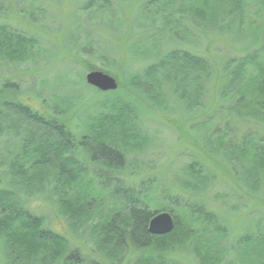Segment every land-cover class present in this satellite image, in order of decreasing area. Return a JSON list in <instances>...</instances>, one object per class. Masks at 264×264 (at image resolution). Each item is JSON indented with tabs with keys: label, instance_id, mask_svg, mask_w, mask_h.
Wrapping results in <instances>:
<instances>
[{
	"label": "trees",
	"instance_id": "trees-1",
	"mask_svg": "<svg viewBox=\"0 0 264 264\" xmlns=\"http://www.w3.org/2000/svg\"><path fill=\"white\" fill-rule=\"evenodd\" d=\"M177 1L153 0L150 4H141L135 11V16L141 20L136 29L155 30L154 24L145 25L151 18L150 10L145 9L148 4L155 9L162 8L165 15L162 18L167 21L173 15ZM252 1L264 8V0ZM185 2H188L186 10L191 12L192 20L198 21L199 29L205 35L213 32L206 31V27L222 31L219 24L231 22L233 25L239 20L240 27L249 18L243 0ZM83 9L86 13L93 12L103 23L107 22L108 13L114 10L108 0H87ZM259 40L264 49V32ZM34 45L32 39L18 34L12 36L0 27V61L22 62L32 53L30 49H34ZM103 49H108L107 45H103L101 53L109 54ZM160 50L156 62L144 73L124 77L129 89L125 92H100L87 85L82 76H77L78 81L70 79L68 72L59 77L63 79L61 91H66L68 97L63 105L57 95L51 96V108L58 119L44 117L28 105L0 96V240L5 264H84L78 250L68 251L66 239L45 228L44 217H36L25 209V198L32 196H41L45 202L55 203L68 227L83 236L88 232L91 242L98 243L104 256L112 259L121 258L131 250L140 252L137 264H167L160 255H167L173 246H185L191 249L198 264L227 261L226 252L229 251L223 246L227 240L226 230L203 208L170 197V201L177 204L176 208L155 201L153 204L160 205L161 211L153 210L152 201L146 194L135 196L118 179L104 178L113 169L124 168L131 147L143 143L136 120L138 112L151 108L168 115L175 114V110L194 116L203 108L204 97L209 96L204 82L211 78V70L206 60L189 52L173 49L165 53ZM251 58L233 61L230 67L226 61L221 67L225 73L221 77L219 94H224V99L214 106L213 112L221 114L222 121L235 123L227 122L220 129L205 132L201 140L205 149H211L215 154L224 151L231 155L220 154L225 165L231 162L238 167L247 164L248 176L264 183L263 140L244 135L240 142L233 143L228 137L230 125L242 119L263 120L264 123V65H256L258 62L254 60L257 58L247 62ZM252 65L256 69L254 73L247 69ZM41 86L48 84L43 82ZM19 89L18 84L9 80L0 84V94L18 93ZM92 96L94 99L89 103L87 99ZM81 99L89 104L77 119L78 126L73 131L61 118H68ZM94 100L99 104L95 107L96 112L89 114L88 108ZM159 102L164 105L163 109L157 105ZM216 132L218 135L213 137ZM211 141L215 145L212 146ZM91 168L99 182L89 176ZM239 172L240 179H243L245 170ZM191 186L186 184L184 191L200 193L202 187ZM257 192H264V187L260 185ZM108 193L117 194L116 203L109 199L112 197ZM159 212L171 214L175 227L171 233L158 237L148 232V225ZM193 225H199V231H194ZM256 231L243 233L245 235L235 248L242 260L264 264V228L258 226ZM190 232H195V236L190 237Z\"/></svg>",
	"mask_w": 264,
	"mask_h": 264
},
{
	"label": "rangeland",
	"instance_id": "rangeland-1",
	"mask_svg": "<svg viewBox=\"0 0 264 264\" xmlns=\"http://www.w3.org/2000/svg\"><path fill=\"white\" fill-rule=\"evenodd\" d=\"M108 1L114 10L108 13V20L105 19L107 22L103 23L93 12H85L83 8L87 0H0V27L12 36L18 34L32 39L35 44L34 49H30L32 53L22 62L12 64L0 61V84L9 80L20 86L18 93L3 92L0 96L28 105L44 117L58 119L51 108L53 103L50 99L55 94L59 97L57 100L62 99V104H66L68 94L61 91L63 87L60 83L63 79L58 78L67 75V72L70 73V79L75 81H78V75L84 78L89 71L103 72L117 81V92H125L129 89L124 83V77L127 74L144 73L143 71L156 62L160 49L165 53L173 49L182 53L189 52L206 60L211 70V78L204 82L209 96L202 98L203 108L200 112H196L194 116L175 110V114L168 115L151 108L138 112L135 118L143 143L131 147L126 155L127 164L124 168L113 169L104 178L118 179L135 196L146 194L152 201L153 210L161 211L160 205L153 204L155 201L176 208L177 204L172 203L170 197L203 208L226 230L227 240L223 246L229 252H226L228 257L223 264H251L249 260H242L235 247L242 235H245L243 233H254L258 226L264 228V192H257L260 185L264 187V183L248 176L247 164L242 163L241 167L233 162L225 165L220 157L224 151L215 154L211 149H205L201 139L205 132L220 129L227 122L235 123L231 120L224 122L221 114L213 112L214 106L224 99V94H219V88L221 77L225 73L221 67L225 62L230 67L233 61L253 56L247 62L257 58L258 60H254L258 62L256 65H264V49L259 40L264 32V8L252 0H243L245 14L249 17L242 21L244 27H239L241 22L237 20L233 25H230L231 22L227 25L219 24L222 31L206 27V31L213 32L205 35L199 29L198 21L194 22L191 12L186 10L187 0L176 2L173 15L167 21L163 19L165 15L162 8L149 6V2L153 0ZM145 3H149L145 9L151 12V18L145 25L154 24L155 30L152 31L136 29L141 20L135 16V11ZM249 21L254 23H247ZM157 29L160 31H156ZM103 45H107L108 49L103 50L109 54L101 53ZM253 65L247 69L254 73L256 69ZM43 82L48 86H41ZM93 99L94 96L87 101L90 103ZM94 101L88 108L89 114L96 112L95 107L99 103L98 100ZM88 104L81 99L77 109L68 118L61 119L76 131L77 119ZM157 105L164 107L161 102ZM65 113L68 111L65 110ZM262 121L242 119L237 124L230 125L228 137L233 143H238L244 135L254 138L256 136L263 140L264 145ZM197 123L198 126H193ZM215 135L218 133L212 136ZM211 142L212 146L215 145ZM194 166L195 171L192 169ZM240 170H245L243 179H240ZM89 176L97 182L100 181L96 179L98 176H95L93 168L90 169ZM1 181L0 174V183ZM186 184L202 187L200 193L184 191ZM107 195H111L109 197L112 198L109 199L113 203L117 202V194ZM23 203L30 214L44 217L46 229L66 239L68 251L78 250L84 264H137L139 261L140 252L129 249L121 258H116L117 260L104 256L98 243L91 242L88 232L83 236L68 227L55 203H47L41 196L25 198ZM193 226L194 231H199V225ZM81 232L84 233V230ZM194 236L195 232L190 237ZM168 252L167 255H160L167 264H198L190 248L173 246ZM5 261L0 240V264H5Z\"/></svg>",
	"mask_w": 264,
	"mask_h": 264
},
{
	"label": "water",
	"instance_id": "water-1",
	"mask_svg": "<svg viewBox=\"0 0 264 264\" xmlns=\"http://www.w3.org/2000/svg\"><path fill=\"white\" fill-rule=\"evenodd\" d=\"M84 82L103 93L114 92L118 88V83L114 78L99 71L88 72L84 77ZM171 216L168 212L155 214L149 222L148 232L158 237L171 233L175 227Z\"/></svg>",
	"mask_w": 264,
	"mask_h": 264
}]
</instances>
